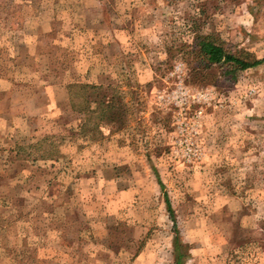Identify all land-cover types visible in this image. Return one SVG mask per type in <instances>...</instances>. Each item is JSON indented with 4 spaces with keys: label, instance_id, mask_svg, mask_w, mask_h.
Masks as SVG:
<instances>
[{
    "label": "rangeland",
    "instance_id": "1",
    "mask_svg": "<svg viewBox=\"0 0 264 264\" xmlns=\"http://www.w3.org/2000/svg\"><path fill=\"white\" fill-rule=\"evenodd\" d=\"M203 36L263 59L264 0H0V264H264V61Z\"/></svg>",
    "mask_w": 264,
    "mask_h": 264
},
{
    "label": "trees",
    "instance_id": "2",
    "mask_svg": "<svg viewBox=\"0 0 264 264\" xmlns=\"http://www.w3.org/2000/svg\"><path fill=\"white\" fill-rule=\"evenodd\" d=\"M195 51L202 57L208 65H223L228 67L226 72L227 75L234 76L239 71H245L253 69L261 65L264 61L250 60L246 57H241L235 53L225 50L221 45L217 44L209 36L198 37L196 42ZM102 88L99 86H88L85 84L72 83L68 85L70 106L72 110L78 113H86L88 117H92L96 114L95 109H99L102 114L101 117L105 116L108 122H118L119 112L121 111L119 105L113 102L112 96L109 93L100 94ZM78 92H81L82 102L77 104L75 101L78 100ZM89 131H94L91 129ZM167 213L174 222L173 210L168 202L167 196H165ZM178 241V240H177ZM174 261L175 264H181L183 260L182 252H179L177 247H174Z\"/></svg>",
    "mask_w": 264,
    "mask_h": 264
},
{
    "label": "crops",
    "instance_id": "3",
    "mask_svg": "<svg viewBox=\"0 0 264 264\" xmlns=\"http://www.w3.org/2000/svg\"><path fill=\"white\" fill-rule=\"evenodd\" d=\"M66 15H68V16H70V14L69 13H67V12H64V18L66 17ZM24 28V27H23ZM56 28H49L48 30H46V32H47V34L46 35H50V36H52V35H56ZM76 32V30H74V29H72V30H70V31H68V32H66V36H68V37H71V36H73L74 35V33ZM24 36H26V37H31V36H37V37H39L40 38V36H38L37 35V29H35L34 30V32L33 33H25L24 32ZM42 36H44V34L42 35ZM14 38V37H13ZM13 42V44H12V47H13V49L14 50H19V47H21L22 45H18L19 44V41H17V36H15V40H13L12 41ZM27 48H29V46H26L25 48H23V49H27ZM73 83H78V82H73ZM72 84V83H71ZM78 84H80V83H78ZM69 85V84H68ZM44 89H48L47 87H44L43 88V90ZM48 93V96H51V92H47ZM68 98H69V94H68ZM50 100H51V98H50ZM49 102V101H48ZM48 102H46L45 104V107H49V103ZM51 102L53 103V102H56L55 100L53 101V100H51ZM31 104H32V102H31ZM29 108V110H30V107H28ZM46 110V109H45ZM31 112H32V114H30V115H28V116H35L36 114H38V112H40V111H37V109H36V112L35 111H32V110H30ZM46 111H48V110H46ZM26 118H28L27 116H26ZM25 121H26V119H24ZM24 121V122H25ZM14 130H15V128H14ZM32 132H34V129H32ZM33 134V133H32ZM14 137V136H13ZM18 136H16V138H17ZM10 139V138H9ZM9 139H8V141H9ZM4 141H7V140H4ZM4 143V142H3ZM11 143V142H10ZM1 145H2V143H1ZM13 145H15V144H13ZM14 149L15 148V146H11V145H9V144H7V143H5V144H3V146H2V150H4V149ZM13 151V150H12ZM10 153H12V155L13 154H15L16 153V151H13V152H10ZM2 157H5L4 156V154H2L1 155ZM142 255H144V254H142ZM186 260V259H185ZM185 260L183 261V263H181V264H184L185 263ZM174 264H175V261H174Z\"/></svg>",
    "mask_w": 264,
    "mask_h": 264
}]
</instances>
